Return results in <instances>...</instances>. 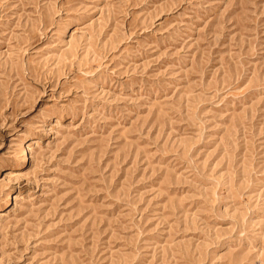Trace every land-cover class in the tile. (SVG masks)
I'll return each instance as SVG.
<instances>
[{"label": "rangeland", "instance_id": "1", "mask_svg": "<svg viewBox=\"0 0 264 264\" xmlns=\"http://www.w3.org/2000/svg\"><path fill=\"white\" fill-rule=\"evenodd\" d=\"M0 264H264V0H0Z\"/></svg>", "mask_w": 264, "mask_h": 264}]
</instances>
